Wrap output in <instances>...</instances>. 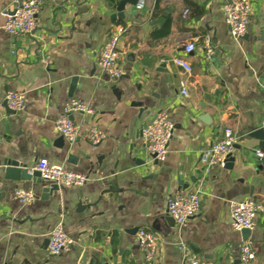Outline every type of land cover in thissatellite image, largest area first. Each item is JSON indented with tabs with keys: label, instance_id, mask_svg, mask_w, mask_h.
I'll return each mask as SVG.
<instances>
[{
	"label": "crops",
	"instance_id": "crops-1",
	"mask_svg": "<svg viewBox=\"0 0 264 264\" xmlns=\"http://www.w3.org/2000/svg\"><path fill=\"white\" fill-rule=\"evenodd\" d=\"M115 1L45 0L36 28L17 36L5 32L3 22L21 0H0V264H241L244 241L256 253L251 264H264V212L247 240L230 222L233 202L264 204V157L256 154L264 151V139L252 136L264 121V0H252L241 39L226 22L229 0H139L126 4L124 18L115 15ZM119 27L124 74L110 80L98 59ZM205 34L215 47L211 59L202 46ZM193 41L196 49L185 52ZM177 58L189 62L191 74ZM185 79L186 98L180 93ZM9 90L25 93L24 111L5 108ZM72 98L94 111L90 118L73 114L74 121L104 130L102 142L69 143L56 132L55 120ZM166 109L175 127L168 156L158 162L140 128ZM225 128L240 139L232 167L206 170L201 155ZM41 158L89 180L45 195L50 183L44 180L6 179L5 160L35 171ZM20 188L32 189L34 199L20 201ZM193 191L200 193L201 213L182 228L169 215L168 200ZM59 224L74 245L53 255L49 235ZM140 228L159 236L151 262L138 244Z\"/></svg>",
	"mask_w": 264,
	"mask_h": 264
},
{
	"label": "built area",
	"instance_id": "built-area-1",
	"mask_svg": "<svg viewBox=\"0 0 264 264\" xmlns=\"http://www.w3.org/2000/svg\"><path fill=\"white\" fill-rule=\"evenodd\" d=\"M45 0H21L16 5L14 13L8 14L3 22V30L11 35L27 36L32 33L37 25V15ZM144 4L140 3V7ZM226 22L230 27L232 37L243 38L249 29L252 14V0H229L223 6ZM189 13L187 9L185 14ZM124 32L123 27L117 28L106 40L98 59V65L103 73L110 80H116L123 76L124 68L122 61L124 54L118 49L119 39ZM205 58L211 59L215 53L211 34H205L202 39ZM196 49L195 41L185 46V52L191 53ZM175 63L184 68L187 74H191L192 66L183 58H177ZM180 93L185 98L189 96L187 80L181 83ZM4 101L11 110L16 112L24 111L26 108V96L24 92L9 90L4 96ZM93 115V109L83 100L78 98L70 99L64 107L63 114L55 120V130L69 143L78 139H84L93 144L102 142L107 134L96 125L84 128L76 123L71 117L73 114ZM175 122L166 110H161L147 124L140 128V135L147 152L154 156L158 162L166 160L169 153V143L173 136ZM264 129V121L261 123ZM239 137L232 128H225L220 137L207 151L203 152L200 161L203 167L208 170L214 166H226L228 157L233 152ZM258 157H264V151L256 150ZM40 173L45 182L57 184L60 187H81L88 180V174L72 171L71 169L55 165L47 158H41L33 168ZM33 171V170H32ZM3 189V182L0 180V192ZM17 198L24 202H31L35 197L32 189H16ZM201 196L198 191L178 192L168 200V213L177 224L186 228L190 220L201 213ZM264 212V204L257 199L248 198L240 202H233L230 205V222L234 230L254 229L257 214ZM62 224L54 227L49 235L48 250L53 255H59L69 251L74 245V239L65 231ZM137 240L141 251L147 262L153 261L158 253L159 236L145 228L137 232ZM256 259V253L248 241H244L240 249L241 264H251ZM193 264H198L194 261Z\"/></svg>",
	"mask_w": 264,
	"mask_h": 264
},
{
	"label": "water",
	"instance_id": "water-1",
	"mask_svg": "<svg viewBox=\"0 0 264 264\" xmlns=\"http://www.w3.org/2000/svg\"><path fill=\"white\" fill-rule=\"evenodd\" d=\"M139 0H116L114 3H116V16H119L120 18H124V8L126 6V4H130V5H136L137 2ZM15 10L12 11V13H14ZM78 78L75 77L73 80V84L74 82H76ZM5 108H8L7 103L5 102L4 104ZM12 112H15L14 110H12ZM87 118H90V116L87 115ZM71 119H73V116L71 117ZM252 136L258 139H264V129L263 128H259L257 130H255L252 133ZM75 157L73 156V154H71L69 156V162H74L75 161ZM233 158L231 156L228 157L227 160V167H232V162ZM3 165L5 167V177L6 179H10V180H25V181H30V180H38V182H41V177H40V173L37 171H30L28 166L22 162H19L17 160H5L3 162ZM60 186L57 184H49L44 186L43 188V192L45 193V195H50L51 193H53L55 190H59ZM242 234V237L244 240H247L251 230L250 229H243L240 232Z\"/></svg>",
	"mask_w": 264,
	"mask_h": 264
},
{
	"label": "trees",
	"instance_id": "trees-1",
	"mask_svg": "<svg viewBox=\"0 0 264 264\" xmlns=\"http://www.w3.org/2000/svg\"><path fill=\"white\" fill-rule=\"evenodd\" d=\"M202 13H203L202 10H200L197 14H198V15H201Z\"/></svg>",
	"mask_w": 264,
	"mask_h": 264
}]
</instances>
